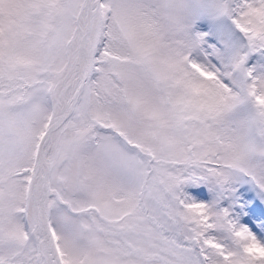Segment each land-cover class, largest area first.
<instances>
[{"label": "snow or ice", "instance_id": "1", "mask_svg": "<svg viewBox=\"0 0 264 264\" xmlns=\"http://www.w3.org/2000/svg\"><path fill=\"white\" fill-rule=\"evenodd\" d=\"M0 264H264V0H0Z\"/></svg>", "mask_w": 264, "mask_h": 264}]
</instances>
